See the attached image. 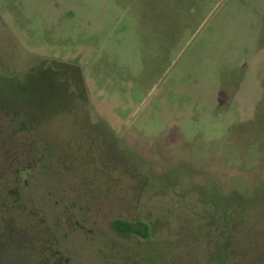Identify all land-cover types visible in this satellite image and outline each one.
Here are the masks:
<instances>
[{"label": "rangeland", "instance_id": "374dc122", "mask_svg": "<svg viewBox=\"0 0 264 264\" xmlns=\"http://www.w3.org/2000/svg\"><path fill=\"white\" fill-rule=\"evenodd\" d=\"M36 146L25 200L54 227L64 198L77 260L144 245L125 220L264 264V0H0V180Z\"/></svg>", "mask_w": 264, "mask_h": 264}, {"label": "flooded vegetation", "instance_id": "af4514ba", "mask_svg": "<svg viewBox=\"0 0 264 264\" xmlns=\"http://www.w3.org/2000/svg\"><path fill=\"white\" fill-rule=\"evenodd\" d=\"M18 120L9 121L15 124L16 131L22 126V122ZM35 138L38 139L37 136ZM16 152V162L11 165V170L15 173L11 178L14 179L0 180V264H88L84 259L77 260L68 247H62L56 236L61 229L58 221L71 214V207L64 198L57 200L56 204L61 212L55 219L54 227L40 214L41 211L33 198L28 197L29 200H25V194L34 190L27 187L29 179L33 178L34 182L38 169H46L45 161L50 160L49 157L54 154L47 146H36L33 148V164L25 165ZM116 222L131 225L141 223L145 226L147 237L122 232L114 225ZM82 223V226L80 221L75 224L80 226V231H83L86 238L87 232L94 231L87 230L83 221ZM114 224L113 229L118 237L136 238L138 242L145 244L127 243L112 247H95L96 262L91 261L89 264H243L240 247H163L161 243H149L152 232L146 223L116 220ZM64 233L67 235L70 232ZM94 235L95 240L99 238L103 242L96 232Z\"/></svg>", "mask_w": 264, "mask_h": 264}, {"label": "trees", "instance_id": "16d2710c", "mask_svg": "<svg viewBox=\"0 0 264 264\" xmlns=\"http://www.w3.org/2000/svg\"><path fill=\"white\" fill-rule=\"evenodd\" d=\"M114 225L122 232H126V233L128 232V233L140 235L142 237H147L145 226L141 223L131 225L128 223L116 222Z\"/></svg>", "mask_w": 264, "mask_h": 264}]
</instances>
